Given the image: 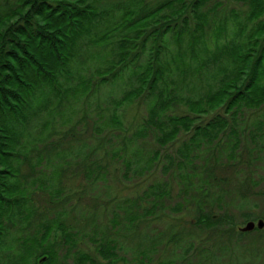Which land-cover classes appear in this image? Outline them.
<instances>
[{
    "label": "trees",
    "instance_id": "16d2710c",
    "mask_svg": "<svg viewBox=\"0 0 264 264\" xmlns=\"http://www.w3.org/2000/svg\"><path fill=\"white\" fill-rule=\"evenodd\" d=\"M234 2L241 6L242 15L234 10L220 13L224 11L220 0H148V5L146 0L0 2V264H28L37 254L36 264L41 253H50L43 243L52 230L69 236L64 220L72 210L66 208L69 199L62 196L63 188L50 189L64 172L58 165H70L68 157L61 156L68 141L46 144L39 135L50 132L47 121L53 114L61 116L55 113L57 107L85 98L92 86L114 83L123 69L134 65L139 68L134 75L137 87L111 101L113 116L120 106L147 91L153 101L149 123L157 125L160 144L174 140L179 129L188 132L193 120L185 116L157 123V119L181 99L177 97L181 86L190 81L205 83L213 69L215 83L206 85L196 101L184 98L193 112L207 113L225 105L228 110L237 108L233 115H239L242 109L258 110L264 105V0ZM231 25L232 39L219 42L217 50L208 54L207 44L224 38ZM138 61L142 64L136 66ZM113 116L111 120L118 123ZM224 128L217 119L195 127L189 143L177 154L191 166V153L200 148L198 140L213 142ZM259 129L257 123L255 130ZM86 148L81 146L80 153ZM51 151L60 164L44 174L38 170L41 156ZM35 154L37 161L31 165ZM90 168L94 169L92 164ZM31 191L48 197L52 193V206L41 209V199L46 198L38 201ZM203 223L230 226L231 220L207 218ZM262 232L254 229L238 236H248L252 244ZM91 236L107 258L114 240L104 233ZM100 236L107 240L100 241ZM78 256L75 263L84 264L85 256ZM51 262L49 258L45 264Z\"/></svg>",
    "mask_w": 264,
    "mask_h": 264
},
{
    "label": "rangeland",
    "instance_id": "374dc122",
    "mask_svg": "<svg viewBox=\"0 0 264 264\" xmlns=\"http://www.w3.org/2000/svg\"><path fill=\"white\" fill-rule=\"evenodd\" d=\"M220 1L224 7L220 13L234 10L241 14V6L234 0ZM232 32L231 25L224 38L207 44L208 54L217 50L219 42L222 45L231 40ZM204 54L201 52V56ZM137 63L136 66L142 64ZM137 68L129 66L114 83L92 86L85 98L57 107L55 113L61 116L51 114L53 119L47 121L50 132L40 131L46 144L54 145L59 139L68 141L61 156L68 157L70 165L53 159L51 151L49 157L41 156L38 167L44 174L53 164L64 169L61 179L50 188H63L62 196L69 199L66 208H72L64 217L65 231L69 233L64 237L78 244L83 234L88 237L94 232L104 233L119 245L115 252L119 264H264V229L252 244L248 236H238V228L246 222L264 220V105L258 110L242 109L239 115H233L237 108L228 110L225 105L207 113L193 112L184 98L196 101V95L206 85H213V69L205 83L190 81L181 86L177 96L181 99L177 98L157 119V123L185 116L193 120L188 132L179 129L174 140L160 144L157 125L149 123L153 101L147 91L120 106L113 116L111 101L137 87ZM112 116L118 123L111 120ZM215 119L224 123V130L213 142L199 138L200 148L195 147L191 153L192 165H186L177 150L187 146L195 127ZM257 123L260 129L256 131ZM83 145L87 147L84 154L79 150ZM55 151H59L55 155L60 153L58 148ZM30 159L34 165L37 154ZM31 194L38 201L41 196L46 198L47 202L41 199V209L52 206V193L49 197L39 191ZM113 214L118 219L112 218ZM207 218H230L231 223L211 226L203 223ZM54 231L43 245L54 244ZM86 240L76 249H67V259L84 252L94 261H102L94 253L95 244H86ZM65 249L53 248L56 255L52 264H65ZM35 256L28 264H34ZM113 261L117 262V258L108 259V263Z\"/></svg>",
    "mask_w": 264,
    "mask_h": 264
},
{
    "label": "flooded vegetation",
    "instance_id": "af4514ba",
    "mask_svg": "<svg viewBox=\"0 0 264 264\" xmlns=\"http://www.w3.org/2000/svg\"><path fill=\"white\" fill-rule=\"evenodd\" d=\"M73 232H76V230H72ZM66 237V236H65ZM64 237V233L62 232V231H59V230H56V231H54V244H50V243H48V244H44L46 247H49L48 248V250H49V252L50 253H45V254H43V255H41L38 259H37V261L41 258V257H44V256H46L47 257V259H46V261H44L42 264H45V262H47V260L49 259V258H53L52 256H54L55 257V255H56V253H55V251L53 250V248H58V247H65L66 249H65V251L63 252V254H62V256H65L66 257V259H64L63 261L65 262V264H69V263H71V264H76L75 263V259H74V257L75 256H80V254H83L85 257V263L84 264H119V259H118V257L116 256V245L117 246H119L117 243H113V244H115V245H112V244H109L110 245V247L107 249V251H108V253H107V258H104V255H102V253H100L99 252V249H101V247H102V245L100 244V242H93V241H90V240H92L90 237H91V235L90 236H88V237H84L83 238V240H81V242L80 243H82L85 239H87L86 240V244H89V243H94L95 244V247L93 248V250H94V253L97 255L98 254V256L102 259V261H100V262H96V261H94V259H91V257L88 255V253H84V252H82V253H76L74 256H73V258L70 260V259H67V257L69 256V254H67V249H68V251L70 250V249H72V248H74V249H76L78 246V244H80V243H78V244H76V243H69L68 241H67V239ZM93 237V236H92ZM49 244H50V246H49ZM47 250V249H46ZM110 252H111V256H110ZM78 256V257H79ZM111 258H117V262H110V263H108V259H111ZM67 260H69V262H67ZM106 262V263H105ZM36 264H37V262H36Z\"/></svg>",
    "mask_w": 264,
    "mask_h": 264
},
{
    "label": "water",
    "instance_id": "95a60500",
    "mask_svg": "<svg viewBox=\"0 0 264 264\" xmlns=\"http://www.w3.org/2000/svg\"><path fill=\"white\" fill-rule=\"evenodd\" d=\"M254 229H258V230H262L264 229V220L262 219H259L257 220L256 222H253V221H249L245 224L244 227H240L238 228V230L242 233H245V232H251L253 231ZM47 257L44 256V257H41L38 261H37V264H42L44 261H46Z\"/></svg>",
    "mask_w": 264,
    "mask_h": 264
},
{
    "label": "bare ground",
    "instance_id": "6f19581e",
    "mask_svg": "<svg viewBox=\"0 0 264 264\" xmlns=\"http://www.w3.org/2000/svg\"><path fill=\"white\" fill-rule=\"evenodd\" d=\"M116 218L118 219V217H116ZM246 223H247V222H246ZM246 223H245V224H246ZM245 224H244V226H245ZM244 226H242V227H244ZM245 233H250V232H245ZM43 254H45V253H41L40 255H43ZM53 260H54V258H51V261H52L51 264L53 263Z\"/></svg>",
    "mask_w": 264,
    "mask_h": 264
}]
</instances>
